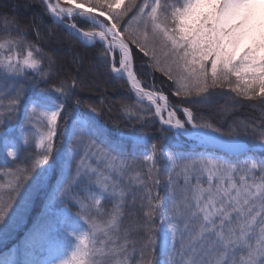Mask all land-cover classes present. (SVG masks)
Instances as JSON below:
<instances>
[{
  "label": "snow or ice",
  "instance_id": "6c2138e0",
  "mask_svg": "<svg viewBox=\"0 0 264 264\" xmlns=\"http://www.w3.org/2000/svg\"><path fill=\"white\" fill-rule=\"evenodd\" d=\"M40 3L54 22L80 17L91 26L65 24L85 47L99 46L98 65L130 85L135 103H121L123 115L142 127L154 123L149 116L158 118L161 137L175 129L215 148L224 133L198 119L191 107L178 117L167 95L144 86L134 67L140 53L149 68L173 82L172 95L190 105L208 106L213 96L232 93L233 106L253 102L264 112V25L256 24L264 0ZM33 27L34 41L7 16L0 24V128L23 112L14 126L17 142L2 138L6 157L17 167L0 173L11 177L7 190L0 185V233L27 210L28 190L49 179L54 153L61 168L50 204L59 200L77 212L73 219L66 207L54 229L34 226L47 246L46 258L0 257V264H264V155L256 154L264 153V116L258 124L234 122L229 139L220 141L228 149L222 155L190 159L158 141L124 156L99 123L103 99L100 106L82 101L78 76L49 83L56 60ZM40 84L47 85L46 94L26 96L29 86ZM58 136L67 142L66 156L57 152ZM21 152H28L23 163ZM160 159L167 162L164 197L154 194L161 184ZM137 202L139 214L128 213ZM135 254L139 259L133 262Z\"/></svg>",
  "mask_w": 264,
  "mask_h": 264
},
{
  "label": "trees",
  "instance_id": "16d2710c",
  "mask_svg": "<svg viewBox=\"0 0 264 264\" xmlns=\"http://www.w3.org/2000/svg\"><path fill=\"white\" fill-rule=\"evenodd\" d=\"M4 16H7L11 23L18 24L23 28L29 40L34 41L36 39L33 25L39 29L42 37L40 45L48 55L53 56L56 60V65L51 73L54 79L50 80L49 83H58L60 80L67 79L70 76H78L82 90L77 89V95L82 101L92 102L100 106V101L103 99L104 105L102 107V115L99 117V123L105 127L112 141L120 145L124 156H128L129 153H137V150L141 149L145 144L150 145L151 143L162 141L166 147H170L177 153H182L185 156L190 155L193 159H200L197 155L190 154L188 149L184 147L187 146L185 138L176 137L170 131L161 137L159 133L161 126L158 124L156 117L149 116L148 119L154 121V123H146L143 127L136 122L135 117H132L131 121H129L119 110L121 103L133 105L135 103L134 93H132L127 83L123 80L113 79L109 75V69L97 64L96 57L100 51L99 46L85 47L79 39L69 34L68 30L54 23L44 10L40 0H0V24L3 23ZM69 21L70 23L75 22L85 30L91 27L79 17ZM134 67L138 78L141 79L144 86L149 88L154 86L157 91H162L169 97V103L175 109L186 106L191 107L193 112L197 114L198 119L211 122L215 127L220 128L221 132L224 133L223 137L229 138L227 134L234 122L249 121L258 124L261 117L264 116V112L261 111L259 105L255 108L250 106L253 102L240 101L233 106L231 97H234V94L232 93H228L227 96H213V102L208 106L190 105L183 98H177L172 95L175 90L173 82L169 81L162 73L154 72L149 68L148 58L144 57L142 53L134 56ZM42 68L47 70L46 60L42 64ZM96 81L100 88L99 91L94 87ZM47 91L48 87L45 84L29 86L26 96L46 94ZM215 91L219 93L221 90L216 89ZM69 103L71 108L72 102L70 101ZM222 109L227 113L224 117H221L219 113ZM177 115L183 118L181 113L177 112ZM22 119L23 112L20 113L17 119L6 120L3 128H0V173L6 174L9 168L17 167L16 163L6 157L2 138L5 135L13 138L12 132L16 129L14 126L17 124V120ZM206 130L211 131L210 129ZM138 137H144V139L138 142ZM247 139L251 146L253 141L250 138ZM55 143L57 152L61 156H66V141L63 136H58ZM29 151L34 153L35 150L33 148ZM256 154L258 156L264 155V153ZM27 155L28 152H21V163L25 161ZM54 159H56V164L54 169L50 170L49 179L44 184L38 187L33 186L28 190L27 210L21 211L11 227L0 233V257H13L16 248L21 246L20 243L26 237V255L34 256L36 259L43 257L46 245L42 239L34 240L32 243H28V240L32 238L34 226L39 228L44 220L50 216V196L61 168V162L57 158L56 153H54ZM166 166L167 164L163 159L158 160L157 168L160 170L158 174H160L161 184L154 189V194L158 192L161 197L166 195L167 176L163 174ZM144 171H146V168ZM3 176L0 175V185L3 183ZM5 190L7 189L5 188ZM110 206L109 204L108 207ZM126 211L139 214V203L137 202L134 208L129 207ZM127 219L128 217H126V222ZM138 259V254L132 257L133 262L138 261Z\"/></svg>",
  "mask_w": 264,
  "mask_h": 264
},
{
  "label": "rangeland",
  "instance_id": "374dc122",
  "mask_svg": "<svg viewBox=\"0 0 264 264\" xmlns=\"http://www.w3.org/2000/svg\"><path fill=\"white\" fill-rule=\"evenodd\" d=\"M53 2H55V0H53ZM49 16H50V14H49ZM50 18H51V16H50ZM80 19L83 20V21H85L82 18H80ZM101 19H104V17H101ZM52 21H53V19H52ZM68 21L69 20H66V23H68ZM69 23H70V21H69ZM256 24H257V26L264 25V9H257ZM123 81L126 82V79L123 80ZM127 85L130 88V85L128 83H127ZM98 86L99 85L97 84V81H96L94 87H95L96 90L99 91L100 88ZM144 104L147 105V103L145 101H144ZM176 111L179 112V113H181L182 116H183V108H176ZM219 113H220V116L221 117H224L227 114L223 109ZM156 119H157L158 124L161 126V124L159 123V119L158 118H156ZM188 127H190V126H188ZM201 131H208V132H210L209 130H206V129H202ZM170 132H172L176 137H179L180 136V137L185 138L187 140V142H186L187 146H184V147L188 149V151H189L190 154H195L198 157H201V154H205L206 152L207 153L215 152V151H212V150H203V149H201V148H204V147L206 148V147H209V146H212V145L211 144H205L203 141H201L198 138H194V137H191V136H186L184 134H178L177 133V130H175V129H172V131H170ZM12 134L14 136L13 137V139H14L13 142L15 143V142H17L16 138H18L20 136V133H19L18 128H16L14 130V132H12ZM18 143H19V147H23L22 140H19ZM65 148H66V151H67V142L65 144ZM197 148H200V149H197ZM215 154L216 155H222V154H220L218 152H215ZM187 157H189L190 159H193V158L190 157V155H188ZM9 159L11 160V158H9ZM164 161L166 162V160H164ZM166 164H167V162H166ZM45 167H47V166H45ZM10 179H11V177H9L7 175H4L3 176V183L1 185H5L6 186L7 183H8V180H10ZM54 186H55V183H54L53 187ZM66 207H67V210H68V214L73 219H75L76 218L77 208L74 207V206H65V205L61 204L59 202V200H57L56 203L50 204V211H49V215L50 216L47 219L44 220L43 224L39 228H42V229H46L47 227H51L53 229L56 228L57 225H58V222L63 219V216H64V212H65ZM15 226H17V225H15ZM40 238L41 237H40L39 231H37V232H35V233L32 234V238H29L28 243H32L34 240H37V239H40ZM26 243H27V237L20 243L21 246L20 247L18 246L16 248V250H15V252L13 254V258H17V259H20V260H22V259L25 258V256H26V253H25V244ZM47 256H48V252H47V246H46V249L44 250V253H43V257H41L40 259H44Z\"/></svg>",
  "mask_w": 264,
  "mask_h": 264
},
{
  "label": "water",
  "instance_id": "95a60500",
  "mask_svg": "<svg viewBox=\"0 0 264 264\" xmlns=\"http://www.w3.org/2000/svg\"><path fill=\"white\" fill-rule=\"evenodd\" d=\"M51 16V15H50ZM52 18V17H51ZM53 19V18H52ZM54 21V20H53ZM56 24H58V25H60V26H62L63 28H65L66 29V27H65V24H67L66 23V21L64 22V24H61V23H59V22H55ZM146 103H148L147 101H145ZM170 131H172V130H170ZM177 133L178 134H182V133H180V132H178L177 131ZM214 134V133H213ZM214 136H219V135H217V134H214ZM223 140H227V139H225V138H223V137H220V141H223ZM220 141H217L216 142V144L217 145H215V148H213L212 146H209V147H204V148H201V149H203V150H212V151H215V152H218V153H220V154H223V153H225V152H227L228 151V149L220 142ZM197 149H200V148H197ZM257 153H259V152H257Z\"/></svg>",
  "mask_w": 264,
  "mask_h": 264
},
{
  "label": "bare ground",
  "instance_id": "6f19581e",
  "mask_svg": "<svg viewBox=\"0 0 264 264\" xmlns=\"http://www.w3.org/2000/svg\"><path fill=\"white\" fill-rule=\"evenodd\" d=\"M211 135H213V134H211Z\"/></svg>",
  "mask_w": 264,
  "mask_h": 264
}]
</instances>
